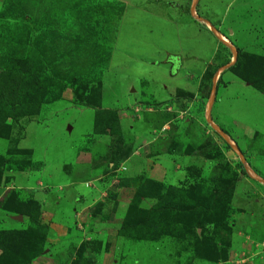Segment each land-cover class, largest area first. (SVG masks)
Here are the masks:
<instances>
[{
  "label": "rangeland",
  "instance_id": "374dc122",
  "mask_svg": "<svg viewBox=\"0 0 264 264\" xmlns=\"http://www.w3.org/2000/svg\"><path fill=\"white\" fill-rule=\"evenodd\" d=\"M123 1L124 19L120 0H0V74L23 60L40 77L39 91L23 87L16 111L0 112V264H264V31L247 12L264 21V0H236L237 21L213 15L227 0H199L230 46L215 39L196 95L167 99L154 86L115 103L102 90L118 79L101 78L115 41L154 35L135 29L136 10L174 8L170 30L189 23L186 0ZM221 65L253 93L222 94L224 80L211 83ZM74 146L83 163L71 160ZM148 160L161 181L145 176Z\"/></svg>",
  "mask_w": 264,
  "mask_h": 264
},
{
  "label": "crops",
  "instance_id": "0c3cea01",
  "mask_svg": "<svg viewBox=\"0 0 264 264\" xmlns=\"http://www.w3.org/2000/svg\"><path fill=\"white\" fill-rule=\"evenodd\" d=\"M185 2L187 3L185 5L188 6L187 8L184 6L182 11L186 12V19L188 18L187 21L189 23H185L184 27H182L181 29L173 28V30H170V27H168L170 23L167 21L168 18L165 17L164 14H173L172 11H174V8L169 7L164 10L167 13L162 14L161 11V14H157L156 12H152L151 9L144 10L142 6H140L138 8L139 10H136L137 13H133L135 16L139 17L136 19V21H134L135 24L133 25H135V29L139 28L143 32H154L153 38L149 40V42L140 38L133 40L128 39L126 41L120 42V44L122 43V46L118 44L117 40L115 41L111 51L112 53L110 54V57L106 65L104 66V73L101 78L103 87H105V81H107L105 77L107 75H113L114 78L118 79L119 84L113 86L112 82L107 81L106 83L108 87H111L113 89L105 88V90H102L103 94L111 93V95L113 96H118L113 99V102L118 103L119 100H121L119 97L125 96L128 93V90H130L131 94H133L131 95V97L133 98L127 99L130 102L132 101L131 99H134V97L135 99H137L144 92L150 93L149 88L153 89L155 88L154 86H157L158 90L153 91L151 95L159 97L164 96L167 99H170L177 93L183 95L191 94L193 96L198 93L197 90L199 89H197L198 85L195 81L204 75L206 64L213 65L212 63L216 62L214 60L216 55L215 39H217L218 43H222V41L219 40V38H215L213 36V30L210 27H207L208 23L206 21L208 19H206L203 6H200L199 0H186ZM225 2L228 3L229 6V8H227V11L223 10L224 4H222L221 6H218L219 8H217L215 13L213 14L216 16H220L219 21H221L225 17L231 20V15L233 16L234 14V4H236V0H227ZM120 3L124 11V15L122 18L124 19V17L129 13V3L128 1L124 2L123 0H120ZM149 5L151 7L154 6L152 4ZM257 11L258 9L256 8L247 11L254 16L252 19H248V21L250 24H253L252 21L254 20L256 22L259 21L257 22L256 26L258 31L262 32L264 31V21L260 20L257 17L259 15ZM262 15H264V10ZM235 16L236 15L234 14V17L232 19H236V21L239 20ZM147 22L149 23V26L146 25ZM212 22L213 24H215L214 22L216 21L212 20ZM217 24L219 23L217 22L216 25ZM234 24L236 26V22L230 23V25ZM231 29L232 34H234L233 32L237 34L236 28L231 27ZM218 32L222 31L219 30ZM221 36L226 41L222 44L226 47L230 46V39L226 36ZM231 52L229 50L230 54ZM234 52L235 50L233 49L232 54H234ZM228 65H230V63ZM216 70L217 71L213 76V79H211V83H213L216 75V77H221L226 85V87L223 88V92L221 91L222 94L230 93L232 87H236V92H238L240 95L244 93H253L250 86L244 84L232 74L224 73L225 68L223 65L219 66ZM222 73H224V75H222ZM206 93L207 91L204 94ZM207 94L206 107L209 104L210 97V103H212V100L215 97L214 90L212 91V89L210 90V93L208 91ZM228 95L221 96L223 99L219 100L220 104L224 102ZM214 105H217V108L219 107L218 103ZM173 106L174 102L172 100L169 105L167 104L166 110L169 111V108ZM217 110H220V108L216 109V112H218ZM85 113L86 115H89V117L91 116L90 111H85ZM220 114H223L222 110H220ZM120 118L121 116L119 117V119ZM124 119H120V121L122 122ZM128 124L129 125L127 128L129 130L135 129L140 125V117L134 120H129ZM162 129H164V126L162 127ZM103 136L107 137L108 135L104 134ZM133 137L134 142L139 138H143L144 132L138 133V135H133ZM145 140L146 139H142L140 146H146L147 142ZM137 150H140L139 147ZM77 154L78 153L76 147L74 146V150H72L71 155V160L74 161V163H77V161L78 163H83L86 159V156L88 155L78 156ZM132 154L136 155V152L134 151ZM133 155L125 160L123 165L128 163ZM146 163L149 164V167L145 172V176L153 180L161 181L158 176V174H160L159 166L154 162L152 164L149 160ZM132 170L135 171L136 168L134 167ZM87 183L89 184V182H86L84 183V186H86L85 189H87L90 193V188H88ZM35 193L37 194L39 192L37 191ZM98 194H96V196ZM75 200L77 203L79 201V198H76ZM123 241L121 240L122 245ZM124 249H126V247H124Z\"/></svg>",
  "mask_w": 264,
  "mask_h": 264
},
{
  "label": "trees",
  "instance_id": "16d2710c",
  "mask_svg": "<svg viewBox=\"0 0 264 264\" xmlns=\"http://www.w3.org/2000/svg\"><path fill=\"white\" fill-rule=\"evenodd\" d=\"M236 53H238V51H236ZM12 67L14 69L13 71L10 68L8 73L5 72L0 74V99L2 100L0 102L1 113L16 111V107L20 103V99L24 97L22 89L23 87H28V89H31V93H36L40 88V82L38 81L40 80V77H38L37 75L34 76L30 72L29 65L25 61L16 60L14 61ZM209 70L210 67L208 66L205 69L207 77L210 76ZM247 85L251 86L249 83H247ZM207 93L205 94V97L208 95ZM110 115L112 116V119L108 118V120L111 121L104 124L102 133L103 135L111 134L113 126V124L111 123L112 121H116L115 113H111ZM97 120L98 119L95 114V121ZM123 159L124 157L119 160L123 161ZM118 163L119 162H115V165H117Z\"/></svg>",
  "mask_w": 264,
  "mask_h": 264
},
{
  "label": "water",
  "instance_id": "95a60500",
  "mask_svg": "<svg viewBox=\"0 0 264 264\" xmlns=\"http://www.w3.org/2000/svg\"><path fill=\"white\" fill-rule=\"evenodd\" d=\"M20 218H17V220H19Z\"/></svg>",
  "mask_w": 264,
  "mask_h": 264
}]
</instances>
